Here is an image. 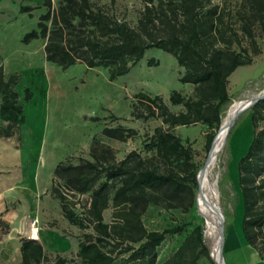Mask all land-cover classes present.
<instances>
[{
    "label": "trees",
    "instance_id": "1",
    "mask_svg": "<svg viewBox=\"0 0 264 264\" xmlns=\"http://www.w3.org/2000/svg\"><path fill=\"white\" fill-rule=\"evenodd\" d=\"M141 2L136 24L131 26L90 0H59L56 7L44 0L46 11L39 15L37 28L22 38L24 43L44 40L47 62L62 69L77 63L87 68L102 66L109 80L127 74L147 51L159 49L183 68L179 81L192 86L189 95L177 90L169 94V102L181 107L178 112L170 111L159 95L135 94L146 108L138 110L133 105L131 116L161 123L145 135L141 151L132 150L117 159L103 138L125 142L137 130L106 125L102 138H92L88 159L56 164L50 193L58 199L65 219L83 233L75 258L58 256L55 264H74L77 259L81 264H157V248L167 235L178 234L183 227L148 230L144 213L150 205L186 212L193 207L197 188L192 150L173 129L207 125L212 131L207 139L210 150L221 123V108L230 100L228 77L260 52L256 30L264 25V0ZM34 8L38 6H21L20 11L30 13ZM147 65L156 66L158 60L150 58ZM17 79L16 75L5 78L0 66V122L6 123L0 125V138L13 136L25 121L21 101L32 95L26 88L20 96L14 88ZM251 111L252 139L237 163L242 232L264 260V99ZM83 195L87 203L78 213L76 205ZM109 209L110 219L105 221L104 212ZM20 253L21 264L48 260L34 239H23ZM201 257H209V249L201 227L196 226L160 264H199Z\"/></svg>",
    "mask_w": 264,
    "mask_h": 264
},
{
    "label": "rangeland",
    "instance_id": "2",
    "mask_svg": "<svg viewBox=\"0 0 264 264\" xmlns=\"http://www.w3.org/2000/svg\"><path fill=\"white\" fill-rule=\"evenodd\" d=\"M43 1L0 0V66L5 78L17 76L14 88L21 97L26 88L32 95L28 101H21L24 123L10 138H0V264H21L20 245L23 239H29L27 230L33 220L39 232L43 231L47 237L45 241L38 240L48 256V260L40 264H55L58 256L73 258L75 253L62 246L72 240L79 241L83 231L65 219L58 199L50 193L56 164L63 160L77 163L79 158L88 159L92 138L96 135L102 138L101 130L106 125L121 124L137 130V135L125 142L103 138L113 148L117 159L132 150L141 151L145 135L151 134L161 123L156 118L144 121L131 116L133 105L138 110L146 108L135 99V94L159 95L170 111L178 112L181 107L169 102L171 91L177 90L185 96L192 93L191 85L179 81L183 68L171 55L159 49L147 51L127 74L114 80H109L108 71L102 66L87 68L77 63L62 69L47 62L43 53L44 40L22 41L25 33L37 28L39 15L46 11ZM90 1L131 26L136 24L138 12L143 7L141 0ZM51 2L56 7L59 0ZM21 6L38 8L28 13L20 11ZM256 41L260 52L250 64L238 67L228 77L230 100L221 108V119L234 101L255 97L264 90V25L256 30ZM150 58L158 60V65L149 67L147 61ZM251 114L250 107L236 118L214 169L216 196L227 242L225 256L235 242V234L230 230L235 227L239 233L242 229V198L240 200L236 178L238 160L247 151L236 159L233 179L229 173L234 159L231 142L240 123L245 120L248 123ZM5 124L0 122V125ZM248 127L250 130L249 123ZM173 130L185 145L190 146L198 175L209 153L207 139L212 131L202 123L176 126ZM196 194L197 188L194 203ZM86 203L87 195L81 196L76 211H83L81 206ZM192 209L184 212L180 208L165 210L154 205L147 208L142 219L148 230L183 227L182 232L167 235L157 248V264L169 256L196 226L201 227L204 243L209 249V257H201L199 264H215L210 255L211 240L205 234V222L193 215ZM109 215L110 209L104 212L105 221H109ZM74 264L81 263L77 259Z\"/></svg>",
    "mask_w": 264,
    "mask_h": 264
},
{
    "label": "bare ground",
    "instance_id": "3",
    "mask_svg": "<svg viewBox=\"0 0 264 264\" xmlns=\"http://www.w3.org/2000/svg\"><path fill=\"white\" fill-rule=\"evenodd\" d=\"M162 82L160 83L162 84ZM252 98L245 99V100H236L229 106L228 110L226 111V113L223 115L221 119L219 129L210 147L205 165L199 171L197 175V194H196L195 203L192 209V214L193 215L196 214L198 218H200V220L205 222V234L209 236L211 240L210 241V255H211V258L217 264H226L224 250H225L227 242H226V235H225V230H224L222 211H221V208L218 203L217 196H216L217 179L214 176V173H215L214 169L216 166V162L218 160L219 153L221 152L227 140V136H228L231 126L233 125L236 118L241 114V109ZM249 140H250L249 127L245 120L242 123H240V125L238 126L233 136L232 142H231L232 143V154L234 156V159L229 166V173L233 179L235 178L236 159L246 151ZM238 190L240 193L239 186H238ZM241 198L242 196L240 193V200ZM230 233L235 234V239L237 238L238 233L235 231V227H233L230 230ZM27 234L28 236L35 238L37 240L43 239V237L41 236L39 232V229L35 225L34 226L30 225L28 227ZM240 237L241 236H239V238Z\"/></svg>",
    "mask_w": 264,
    "mask_h": 264
},
{
    "label": "crops",
    "instance_id": "4",
    "mask_svg": "<svg viewBox=\"0 0 264 264\" xmlns=\"http://www.w3.org/2000/svg\"><path fill=\"white\" fill-rule=\"evenodd\" d=\"M248 123L250 125V130H249V143L248 146L251 142L252 139V135H253V130H252V126H251V115L248 117ZM247 122V121H246ZM247 123V125H248ZM247 146V147H248ZM247 149V148H246ZM237 181H238V171H237ZM241 208H242V214H243V202L241 200V204H240ZM243 217V216H242ZM41 236L43 237V239L41 241H45L47 238L46 235L44 234L43 231L40 232ZM239 236H241L239 238ZM38 241V240H37ZM39 242V241H38ZM40 243V242H39ZM41 244V243H40ZM78 244L79 241L77 240H72L69 242H66L65 244H63L64 246H62V248H68L70 250H72L74 253H76V251L78 250ZM42 245V244H41ZM238 245V247H237ZM43 247V245H42ZM247 249H246V248ZM239 248V249H237ZM244 248V249H243ZM244 251H243V250ZM43 250L45 252V249L43 247ZM240 250V251H239ZM248 250V251H247ZM241 252V253H240ZM46 253V252H45ZM249 253V254H248ZM248 255V256H247ZM251 258V259H250ZM225 261L226 264H264V260L261 259L259 253L257 252L256 249H254L253 247H251L242 232V229L240 228L239 233L237 235V238L235 239L234 244L229 248L227 255L225 256ZM250 261V262H249Z\"/></svg>",
    "mask_w": 264,
    "mask_h": 264
},
{
    "label": "water",
    "instance_id": "5",
    "mask_svg": "<svg viewBox=\"0 0 264 264\" xmlns=\"http://www.w3.org/2000/svg\"><path fill=\"white\" fill-rule=\"evenodd\" d=\"M264 99V90L257 94L254 98L250 99L245 105L244 107L241 109V113L244 112L245 110L249 109L251 106H253L257 101ZM214 140V139H213ZM213 143V141H212ZM212 145V144H211ZM215 262V261H214ZM215 264H217L215 262Z\"/></svg>",
    "mask_w": 264,
    "mask_h": 264
},
{
    "label": "built area",
    "instance_id": "6",
    "mask_svg": "<svg viewBox=\"0 0 264 264\" xmlns=\"http://www.w3.org/2000/svg\"><path fill=\"white\" fill-rule=\"evenodd\" d=\"M35 224H36V221H34V220H33V221H32V223H31V226H34ZM29 239H34V240H37V239H35V238H32V237H30V236H29Z\"/></svg>",
    "mask_w": 264,
    "mask_h": 264
}]
</instances>
